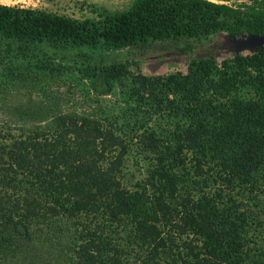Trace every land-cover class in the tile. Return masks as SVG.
Here are the masks:
<instances>
[{
    "label": "trees",
    "instance_id": "trees-1",
    "mask_svg": "<svg viewBox=\"0 0 264 264\" xmlns=\"http://www.w3.org/2000/svg\"><path fill=\"white\" fill-rule=\"evenodd\" d=\"M70 17L0 4V79L59 72L46 49L264 37V0H127ZM81 63L113 105L0 121V264H264V43L186 71ZM99 85V84H98ZM146 163L126 184L125 161Z\"/></svg>",
    "mask_w": 264,
    "mask_h": 264
},
{
    "label": "rangeland",
    "instance_id": "rangeland-1",
    "mask_svg": "<svg viewBox=\"0 0 264 264\" xmlns=\"http://www.w3.org/2000/svg\"><path fill=\"white\" fill-rule=\"evenodd\" d=\"M127 0H0V4L21 5L45 11L81 18L89 16V5L119 8ZM253 47L240 45L224 34L200 39L156 41L144 46H127L117 50L90 51L86 49L61 51L46 49V53L59 72L53 78L40 80L36 85L20 84L0 79V121L6 119L31 125L43 119L47 110L81 111L96 106L113 105L114 89L101 91V76L96 85L82 78L81 63H106L113 60H133L137 69L146 75L170 71H186L191 58L211 57L219 62L232 53L248 54ZM146 168L144 161L129 156L125 161L124 179L131 184L142 178Z\"/></svg>",
    "mask_w": 264,
    "mask_h": 264
},
{
    "label": "water",
    "instance_id": "water-1",
    "mask_svg": "<svg viewBox=\"0 0 264 264\" xmlns=\"http://www.w3.org/2000/svg\"><path fill=\"white\" fill-rule=\"evenodd\" d=\"M240 45H248L251 47H255L259 44L264 43V37H248L247 39L241 40V41H237Z\"/></svg>",
    "mask_w": 264,
    "mask_h": 264
}]
</instances>
